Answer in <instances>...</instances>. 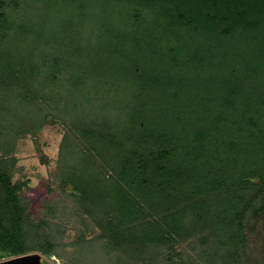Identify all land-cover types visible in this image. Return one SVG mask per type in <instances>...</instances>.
<instances>
[{"label":"trees","instance_id":"1","mask_svg":"<svg viewBox=\"0 0 264 264\" xmlns=\"http://www.w3.org/2000/svg\"><path fill=\"white\" fill-rule=\"evenodd\" d=\"M61 72L64 114L75 117L58 178L85 231L76 254L101 264H249L245 231L264 199V0H0V142L46 124L33 89ZM18 107L29 112L16 131L6 122ZM7 153L0 261L61 258L55 204L33 216ZM194 242V255L178 251H196Z\"/></svg>","mask_w":264,"mask_h":264},{"label":"rangeland","instance_id":"2","mask_svg":"<svg viewBox=\"0 0 264 264\" xmlns=\"http://www.w3.org/2000/svg\"><path fill=\"white\" fill-rule=\"evenodd\" d=\"M13 17L14 15H12L11 20L14 19ZM46 52L50 54L52 49L43 47V50L41 52L38 51V54L41 56L44 53L43 59H49L48 55L46 56L45 54ZM59 59H61V62L58 64L59 68H61V63L65 58L61 56ZM71 61L74 62L75 60L68 59L67 65ZM67 65L63 66L66 68ZM43 76H46L45 78L46 80L48 79L50 86L47 84L45 88L39 87L40 92L36 88L33 90L35 91L34 95H38L39 103L44 105L45 112L50 115L46 124L35 134L30 132L23 133L25 129H18V120L21 121L20 119L27 118L29 108L20 107L19 109L18 107L15 110L12 109L8 114L9 118L6 123H13L15 130L18 129L19 132H17L18 134L15 133V135L12 133L7 134L4 140L0 142L1 155H6L8 152V158L14 159L12 181L27 183L26 188L22 191V197L30 203V211L33 216L36 219L43 217L47 201L54 203L56 206V212H53V215L50 216L49 224L53 226L52 232L55 239L58 240V243L65 246V249L61 250L64 253L61 258L57 256L47 258L37 252L28 255L37 256L41 264H88L90 259H94L95 264H101L96 262L97 256L91 252H88L85 258L76 254L79 249L76 247L75 240L85 231L82 228L80 219L75 214V205L69 197L71 188L60 184V178H58V169L63 168L60 163L62 142L71 128L68 119L75 117L71 113L64 114L69 109L68 106H65L66 100L68 105L70 103V99H67L65 97L66 94L63 92V89L68 86V82L65 81L69 76L67 73L61 72L56 75L54 81L50 75V77L47 75ZM39 96H42L45 101H42ZM87 127H80L81 130L79 132L83 131L85 135H92L91 130L93 128L88 127V130ZM61 188L64 192L60 190ZM94 234L84 233L86 239H90ZM245 238V255L248 257L249 264H264V199L263 210L257 220L252 222L250 230L245 231ZM194 243H196L194 246L196 251H192L188 243L180 245L178 251H188L194 255L201 249V246L197 244L198 242ZM204 249L205 246H203L202 250Z\"/></svg>","mask_w":264,"mask_h":264},{"label":"water","instance_id":"3","mask_svg":"<svg viewBox=\"0 0 264 264\" xmlns=\"http://www.w3.org/2000/svg\"><path fill=\"white\" fill-rule=\"evenodd\" d=\"M0 264H41L39 258L33 255H23L0 261Z\"/></svg>","mask_w":264,"mask_h":264}]
</instances>
